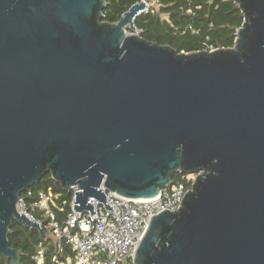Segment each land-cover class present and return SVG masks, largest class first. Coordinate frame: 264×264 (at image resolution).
<instances>
[{"label": "water", "instance_id": "95a60500", "mask_svg": "<svg viewBox=\"0 0 264 264\" xmlns=\"http://www.w3.org/2000/svg\"><path fill=\"white\" fill-rule=\"evenodd\" d=\"M146 1L117 22L105 0H0V254L20 194L42 175L73 210L94 212L101 190L159 193L197 173L181 206L153 215L135 264H264V0L243 14L232 47L192 52L144 39ZM107 210H112L105 204Z\"/></svg>", "mask_w": 264, "mask_h": 264}, {"label": "built area", "instance_id": "2783aa9c", "mask_svg": "<svg viewBox=\"0 0 264 264\" xmlns=\"http://www.w3.org/2000/svg\"><path fill=\"white\" fill-rule=\"evenodd\" d=\"M155 4L156 0H148L143 10ZM179 174L180 180H171L157 195L148 198L124 197L106 190L101 184L106 201L89 197L87 202L93 205L92 213L73 210L78 183L69 186L71 198L67 212L63 209L64 201L61 205L58 203L61 192L49 187L39 191L38 197L31 201L26 199L32 195V190L27 188L18 198L17 209L49 230L54 247L50 264H135L138 244L152 216L165 209L177 210L197 175ZM104 203L112 210H107ZM36 212L40 217L35 216ZM57 212L61 213V220ZM32 257L31 264H48L44 247L40 246Z\"/></svg>", "mask_w": 264, "mask_h": 264}, {"label": "trees", "instance_id": "16d2710c", "mask_svg": "<svg viewBox=\"0 0 264 264\" xmlns=\"http://www.w3.org/2000/svg\"><path fill=\"white\" fill-rule=\"evenodd\" d=\"M102 18L108 22H117L130 5L140 0H105ZM156 5V6H155ZM147 10L138 13L134 24L141 37L159 44H169L177 51L192 52L232 47L236 30L243 22V14L238 5L232 0H156ZM171 180H180L176 173ZM51 188L61 192L59 204L63 202L65 212L70 210L71 192L64 190L49 172L32 186V195L26 197L31 201L38 197V192ZM59 220L61 213H56ZM35 216L40 217L39 212ZM48 239L39 238L36 229L28 228L11 221L8 231V242L19 250L20 263L31 264L33 255L39 247L45 248V260L50 264L54 252L50 232L44 227ZM65 247H68L65 245ZM0 264H11L0 254Z\"/></svg>", "mask_w": 264, "mask_h": 264}, {"label": "rangeland", "instance_id": "374dc122", "mask_svg": "<svg viewBox=\"0 0 264 264\" xmlns=\"http://www.w3.org/2000/svg\"><path fill=\"white\" fill-rule=\"evenodd\" d=\"M156 6V5H155Z\"/></svg>", "mask_w": 264, "mask_h": 264}]
</instances>
